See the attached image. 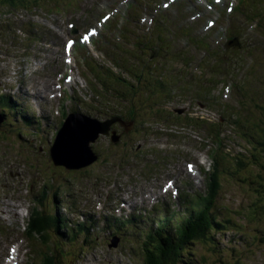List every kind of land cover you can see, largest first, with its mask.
Segmentation results:
<instances>
[{
	"label": "rangeland",
	"instance_id": "rangeland-1",
	"mask_svg": "<svg viewBox=\"0 0 264 264\" xmlns=\"http://www.w3.org/2000/svg\"><path fill=\"white\" fill-rule=\"evenodd\" d=\"M4 10L5 7L0 4V12L3 13ZM244 43V46L238 48V51L242 53L243 57L245 54H255L258 52L261 53V56L251 67L243 71L239 70V73H236V78L240 77L241 73V77L245 80L240 86L241 89L245 87L244 90H247V87L252 84V91L246 99H243L242 96L238 97L239 104L237 107H240L239 109L246 113L248 117L247 121H249L251 124H258V126L256 127V129L258 130L264 128V53H262V51L264 50V43L255 46L254 35L251 34V32L248 33L247 39L244 41ZM2 45L3 44L0 43V48ZM229 49L231 50L232 47H229ZM232 56L235 57L234 54ZM232 63H234V60H232ZM2 65H6V62L4 60H0V69ZM234 93H236L235 90ZM234 109H230V111ZM232 133L233 135L231 139L234 140L235 134H238V131L233 130ZM225 142L226 141L224 138L221 140V142L219 141L218 145H220L221 148L217 149V154L221 155L224 152L231 155L233 158L239 156L238 153H240V148L233 145L232 141H229V145L227 146L225 145ZM12 152H16L20 157L19 151ZM10 156H13V153H11ZM7 161L10 164H13L15 162L11 159H8ZM228 161L231 163V160ZM245 164L246 165L243 168L242 172L244 173L245 171H251V175L253 176L252 179L256 182L253 184V191H248V195L252 194L253 196H255V200L252 204L254 210L250 209L249 211V216L254 217L255 221L251 223L248 222L244 230L245 232L251 233L252 231H254L253 229L256 228V231L258 229L260 230V232H252V238L250 239L251 243H243L246 244L248 248L243 247V244L239 246L241 239L239 235H228L224 239H220L218 238V236H221L222 233H219L218 236L215 235L214 237L209 239L207 244L203 247H200L199 245L190 247L189 250L180 259L182 261L181 264H184L183 260L188 264H196L199 259L200 261H202V258H204V254L208 256V261L210 258L209 264H224L225 259H227L228 264H235L238 262L242 264H264V238L259 237L261 234H264V193L263 191L257 193L255 192V189L257 187L264 186V182L259 186L257 185L258 178L264 174V162L254 163L253 161H248ZM261 180L262 179L260 178L259 181ZM240 189L241 188L234 184V182H227L225 191L226 194L224 195L222 201L224 203H227L229 201L230 204H234L236 203V198L241 200L242 198L238 197L237 194ZM242 197L243 199L245 198L244 196ZM227 241L231 242L230 246L226 244ZM233 248H239L238 253L235 256L229 258V256H231L232 254L231 249ZM222 249L224 250L222 251ZM190 253L192 254L189 255ZM79 264H82V262H80Z\"/></svg>",
	"mask_w": 264,
	"mask_h": 264
},
{
	"label": "trees",
	"instance_id": "trees-1",
	"mask_svg": "<svg viewBox=\"0 0 264 264\" xmlns=\"http://www.w3.org/2000/svg\"><path fill=\"white\" fill-rule=\"evenodd\" d=\"M260 177L264 179V174ZM206 216H207L206 213L197 216V220H195L194 223L188 224L183 229H181L177 238L173 240H168V239L162 240L158 246L148 250L145 263L146 264H181L182 261L180 259L186 253L184 252V249L187 247L188 244L193 242L192 239L196 238L197 236H201V238L207 236L206 225L208 221ZM253 230L254 231L252 232H257V233L260 232V230L258 229L256 231V228ZM252 232L251 233L245 232L244 234L240 235L241 239L239 246H241L243 243L246 244L251 243L250 239L252 238V234H253ZM259 237L264 238V234H261ZM246 244H243V247L248 248ZM238 249L237 248L231 249L232 254L231 256H229V258L235 256L238 253ZM223 250L224 249H222V251ZM191 254L192 253H190L189 255ZM209 261L208 259L206 260L205 258H202V261H200L199 259V261L196 262V264H209ZM183 263L188 264L184 260ZM224 264H228L227 259L224 260ZM235 264H242V263L238 262Z\"/></svg>",
	"mask_w": 264,
	"mask_h": 264
},
{
	"label": "bare ground",
	"instance_id": "bare-ground-1",
	"mask_svg": "<svg viewBox=\"0 0 264 264\" xmlns=\"http://www.w3.org/2000/svg\"><path fill=\"white\" fill-rule=\"evenodd\" d=\"M1 112V111H0ZM17 120V119H16ZM70 121H72V122H74V123H76V121H77V119L75 118V117H71L70 118ZM13 124V123H12ZM13 125H15V124H13ZM17 126V125H16ZM49 127H50V124L48 123V124H46L45 125V123L43 124V126L41 127V128H38V130L39 131H42L44 128L45 129H49ZM65 139H66V141H67V143H68V145H70L71 144V140L68 138V136H66L65 137ZM162 146H164V145H162ZM62 148V147H61ZM61 148H59V150L56 152V154H61L62 153V151H61ZM64 148V147H63ZM162 151H163V153H166V150H163V149H161ZM62 195H63V193H62ZM150 197H153V195L152 194H148Z\"/></svg>",
	"mask_w": 264,
	"mask_h": 264
},
{
	"label": "snow or ice",
	"instance_id": "snow-or-ice-1",
	"mask_svg": "<svg viewBox=\"0 0 264 264\" xmlns=\"http://www.w3.org/2000/svg\"><path fill=\"white\" fill-rule=\"evenodd\" d=\"M85 39H87V37H85ZM71 44V42H69Z\"/></svg>",
	"mask_w": 264,
	"mask_h": 264
}]
</instances>
